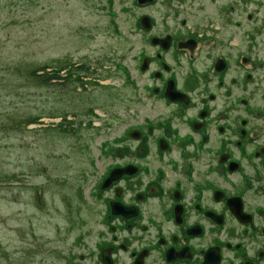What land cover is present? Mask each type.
Listing matches in <instances>:
<instances>
[{
    "label": "rangeland",
    "instance_id": "rangeland-1",
    "mask_svg": "<svg viewBox=\"0 0 264 264\" xmlns=\"http://www.w3.org/2000/svg\"><path fill=\"white\" fill-rule=\"evenodd\" d=\"M172 2L141 9L135 0H0V264H88V252L106 240L111 219L96 185L111 162L103 145L115 141L119 116L127 118L115 98L124 102L133 91L127 79L134 71L140 86L143 71H129L138 52L155 51L128 32L143 11L155 28L171 25ZM229 6L234 26L223 22ZM184 8L223 26L216 36L225 42L227 35L230 46L215 52L246 51L244 69L261 62L249 89L252 107L264 112V0H184ZM64 70L77 80L61 81ZM242 163L239 186L257 174L255 166L264 176L257 160ZM257 191L244 195L264 209V191ZM258 221L264 227V211Z\"/></svg>",
    "mask_w": 264,
    "mask_h": 264
},
{
    "label": "flooded vegetation",
    "instance_id": "flooded-vegetation-1",
    "mask_svg": "<svg viewBox=\"0 0 264 264\" xmlns=\"http://www.w3.org/2000/svg\"><path fill=\"white\" fill-rule=\"evenodd\" d=\"M170 1L174 3L171 25L155 28L143 11L140 26L136 22L128 32L141 47L150 45L155 51L138 52L129 71L135 66L143 71L140 86L134 71L127 79L133 91L123 97L124 102L119 95L115 98L114 105L127 118L119 116L115 141L103 145L111 162L96 185L99 197L103 195L106 220L111 219L105 224L109 234L84 260L88 264H264V227L258 221L264 209L244 195L255 188L262 193L264 176L255 166L257 174L246 183L239 186L234 178L244 158L251 166L257 160L264 170V112L252 107L253 89H249L259 81L261 62L252 59L253 64L244 69L241 66L251 60L246 51L215 52L223 43L230 46L227 35L225 42L216 36L223 26L211 17L203 20L188 14L184 0ZM146 4L139 6L143 9ZM232 9L228 7L223 22L234 26L228 17ZM145 15L149 28L141 26ZM64 72L61 81L77 80L78 74L69 77ZM224 92V105L216 106L218 94ZM236 107L245 114L236 115ZM117 168L120 176L104 188L103 182ZM257 177L262 183H255ZM240 187L248 189L242 192ZM120 209L122 213H114Z\"/></svg>",
    "mask_w": 264,
    "mask_h": 264
},
{
    "label": "water",
    "instance_id": "water-1",
    "mask_svg": "<svg viewBox=\"0 0 264 264\" xmlns=\"http://www.w3.org/2000/svg\"><path fill=\"white\" fill-rule=\"evenodd\" d=\"M153 0H136L137 3L143 5V3H147V2H152ZM149 17L148 16H143L141 19V26L145 27V28H149ZM155 42V41H154ZM120 176V171L117 168L116 170L112 171V173L110 174V176L108 178H106V180L103 182V187L106 188L109 185V182H111L112 180H116L118 177ZM233 201V200H232ZM237 209L236 207H234L233 211L237 214L240 215V210ZM118 212V213H117ZM123 211L120 209L119 211H115L114 213L119 214L122 213ZM207 257V256H206Z\"/></svg>",
    "mask_w": 264,
    "mask_h": 264
},
{
    "label": "trees",
    "instance_id": "trees-1",
    "mask_svg": "<svg viewBox=\"0 0 264 264\" xmlns=\"http://www.w3.org/2000/svg\"><path fill=\"white\" fill-rule=\"evenodd\" d=\"M57 75L59 76V73H58ZM57 75L54 74V76H52V78H54V77H55V78L58 77ZM62 78H63V77H62ZM80 83H81V82H80Z\"/></svg>",
    "mask_w": 264,
    "mask_h": 264
}]
</instances>
